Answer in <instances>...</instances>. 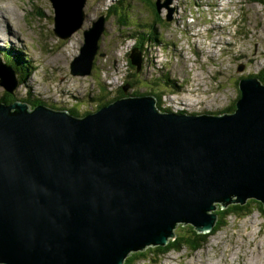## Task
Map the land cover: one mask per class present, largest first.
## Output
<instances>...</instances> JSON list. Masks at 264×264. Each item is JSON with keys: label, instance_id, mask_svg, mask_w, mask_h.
<instances>
[{"label": "water", "instance_id": "1", "mask_svg": "<svg viewBox=\"0 0 264 264\" xmlns=\"http://www.w3.org/2000/svg\"><path fill=\"white\" fill-rule=\"evenodd\" d=\"M173 1L155 3L167 22ZM51 2L54 33L67 39L84 24L86 0ZM105 21L85 29L72 75H90L105 55ZM129 57L140 71L142 50ZM13 72L0 60L9 93L19 85ZM239 89L237 108L222 115L161 112L152 95L83 117L0 102V263L124 264L130 251L175 237L178 223L211 231L218 205L264 204V83L244 77Z\"/></svg>", "mask_w": 264, "mask_h": 264}, {"label": "rangeland", "instance_id": "2", "mask_svg": "<svg viewBox=\"0 0 264 264\" xmlns=\"http://www.w3.org/2000/svg\"><path fill=\"white\" fill-rule=\"evenodd\" d=\"M156 1L124 0L130 26L119 27L115 16L107 18L99 46L104 57L97 55L90 75H72L71 62L80 54L85 29L117 0H86L84 26L67 39L53 31L51 0H0L2 6L13 8L10 18L18 31L15 37L0 26V52L10 46L18 49L29 57L34 71L11 95L26 100L39 98L53 109L77 108L81 116L85 111H96L103 100L97 96L99 83L116 91L134 79L126 77L134 72L128 59L135 41L128 35L133 23L147 22L155 24L158 41L146 44L144 84L137 82L132 90L151 94L156 105L160 102L168 111L231 113L239 99V80L264 70V0H174L170 22L154 19ZM40 10L46 17L39 15ZM4 12L0 8V18ZM148 13L151 16L146 21ZM166 13L162 11L164 19ZM5 92L0 85V98ZM262 214L255 210L245 217L231 216L195 253L184 248L162 257L150 254L136 264H264Z\"/></svg>", "mask_w": 264, "mask_h": 264}, {"label": "trees", "instance_id": "3", "mask_svg": "<svg viewBox=\"0 0 264 264\" xmlns=\"http://www.w3.org/2000/svg\"><path fill=\"white\" fill-rule=\"evenodd\" d=\"M32 4L33 3L30 2V5ZM153 8H154L153 16L156 15L154 19H156L159 22L167 21L166 19L162 17L161 14L157 12L158 10L155 4H153ZM39 15L41 17H46L45 14L41 10L39 12ZM112 16H115L117 18L119 27L130 26L128 23V19L130 18L127 16L126 6H124V0H117V2H115L110 7H108L107 12L105 13V17L107 19ZM150 16L151 14L148 13V15L146 16V21L149 20ZM55 18H56L55 16L54 17L51 16V21L53 23H55ZM131 26L132 28H131L130 34L128 35L129 36L128 38L133 39L135 41L134 46H138L142 50L143 58L145 61L146 44L155 43L158 41V36L155 35V32H154L155 24L151 25L150 23H147V22L145 23L136 22V23H133ZM236 32H237V29L235 33ZM101 38L99 39V46L102 40ZM100 57H104V56L100 55ZM7 58H9L10 60L8 61ZM0 59H5V62L8 64H11L13 68L16 70L19 85L24 84L26 80L34 72L33 70H31L32 67L29 63V57L24 56L18 49H15L12 46L6 47L3 50V52H0ZM128 64L131 66L130 59H128ZM133 68H134V72L127 73L126 77L134 78L136 75L142 74L144 71V65L140 71H137L136 66H133ZM256 76L259 77V79H261L264 83V70L263 71L261 70L260 73L257 74ZM129 83L131 86L129 89L127 90L122 89V87L125 85L124 84L119 90H116V91H110L107 87L99 83L97 96L102 98L103 100H102V103L98 106V109L103 106L111 105L112 103H114L115 100L123 98V97L141 95L140 92L132 90V88L136 85L137 82H135V80L133 79ZM11 94L12 93L5 92V96L0 98V102L9 104L14 101L21 100V101L28 102L31 106H34V107L38 104H43L42 100L39 98L36 100H32V99L26 100V99H20L18 97H13ZM240 95H241V90L239 92V97ZM236 104L237 103L235 102V104L231 107L232 112L235 110V108H237ZM157 106H158V109L162 111H168L167 108L162 107L160 102H158ZM55 110H62V111L66 110L70 114L76 117H81L80 112L77 108H73V109L58 108ZM85 112H86L85 115L91 113L90 111H85ZM224 112L225 111L220 112L219 114L224 113ZM217 208L218 209H216V213L218 214V220L211 231L200 232L194 227L193 224L178 223V225L176 226L177 229L175 228V237H170L164 245L159 244L158 246L147 247V249L145 247L144 249H139L137 251H130V253L127 255L124 261V264H136L141 259H145V258L148 259L150 254L154 256L162 257V256H165L167 253L179 252L183 250L184 248L188 249L192 253L193 252L195 253L203 249L206 246L210 236L213 235L215 232L219 231L223 227V225H226L227 224L226 221L231 216L235 215L239 217H245V216L252 214L255 210H259L261 213H263L262 215L264 216V204L261 200H259L256 197L249 198L245 204L231 203L226 208H222L221 205H218Z\"/></svg>", "mask_w": 264, "mask_h": 264}, {"label": "bare ground", "instance_id": "4", "mask_svg": "<svg viewBox=\"0 0 264 264\" xmlns=\"http://www.w3.org/2000/svg\"><path fill=\"white\" fill-rule=\"evenodd\" d=\"M0 8H3V9H5V12L3 13V18H0V26L1 27H7L6 28V30L7 29H9V31H10V33L12 34V35H14L15 37H17L18 36V34H17V30L14 28V19L13 18H10V17H12V13L14 12V10H13V8L11 7V6H9V5H7V6H2V4H0ZM10 21L12 22V23H10ZM95 22L97 21V19L96 20H94ZM6 23V24H5ZM63 24V23H62ZM70 26V25H69ZM84 26V25H83ZM0 27V28H1ZM2 30V29H1ZM214 30V29H213ZM22 39V38H21ZM32 63V62H31ZM32 65H33V63H32ZM30 87V86H29ZM14 101V100H13ZM184 111V110H183ZM149 245H147L146 247H148ZM150 246H155V244H150Z\"/></svg>", "mask_w": 264, "mask_h": 264}, {"label": "flooded vegetation", "instance_id": "5", "mask_svg": "<svg viewBox=\"0 0 264 264\" xmlns=\"http://www.w3.org/2000/svg\"><path fill=\"white\" fill-rule=\"evenodd\" d=\"M156 17V15H154ZM107 20V19H106ZM135 82H138L140 84H144L142 74H138L134 77ZM132 84V83H131ZM232 109V108H231Z\"/></svg>", "mask_w": 264, "mask_h": 264}, {"label": "clouds", "instance_id": "6", "mask_svg": "<svg viewBox=\"0 0 264 264\" xmlns=\"http://www.w3.org/2000/svg\"><path fill=\"white\" fill-rule=\"evenodd\" d=\"M134 48V47H133ZM132 48V49H133ZM131 53V52H130ZM142 56H143V53H142ZM129 59H130V57H129ZM131 61V60H130ZM5 62V61H4ZM143 65H144V58H143ZM134 66V65H133ZM143 67V66H142ZM19 86V85H18ZM123 89V88H122ZM6 91V90H5ZM7 92V91H6ZM146 95H151V94H146ZM136 96H141V95H136ZM162 112V111H161ZM164 112H167V111H164ZM170 112H176V111H170ZM178 112H184L183 110L182 111H178ZM184 113H186V112H184ZM232 113V112H231ZM186 114H188V113H186ZM205 114V113H204ZM206 114H208V113H206ZM225 114V113H224ZM217 115H222V114H217ZM81 117H83V116H81ZM178 225V224H177Z\"/></svg>", "mask_w": 264, "mask_h": 264}]
</instances>
